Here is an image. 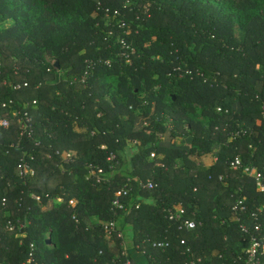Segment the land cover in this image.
Wrapping results in <instances>:
<instances>
[{
  "label": "trees",
  "instance_id": "obj_1",
  "mask_svg": "<svg viewBox=\"0 0 264 264\" xmlns=\"http://www.w3.org/2000/svg\"><path fill=\"white\" fill-rule=\"evenodd\" d=\"M260 1L0 0V119H10L0 127V264H22L31 242L35 264H135V252L149 264H244L232 208L243 198L246 218L264 192L230 163L239 156L264 183ZM24 112L31 139L21 134ZM164 117L173 134L193 132L186 148L159 143ZM212 153L205 168L192 159ZM22 158L35 170L26 181L16 173ZM147 180L153 188H141ZM180 208L201 225L179 228L169 214Z\"/></svg>",
  "mask_w": 264,
  "mask_h": 264
},
{
  "label": "built area",
  "instance_id": "obj_2",
  "mask_svg": "<svg viewBox=\"0 0 264 264\" xmlns=\"http://www.w3.org/2000/svg\"><path fill=\"white\" fill-rule=\"evenodd\" d=\"M101 9L104 11L106 16H110V9L108 8H102L100 4H98V10ZM115 15L117 14V11L115 10L113 12ZM113 14V15H114ZM120 28L125 29L124 33L128 34L129 30L126 28V24L124 22L120 23ZM111 34V33H110ZM119 43L121 44V55L125 58L126 63H130V54L128 52L129 45L124 41L123 38H119ZM185 74H191V71L187 70L185 71ZM5 83V82H4ZM27 84H14L12 86L13 90L18 91L21 90L22 87L26 86ZM2 106L7 110L9 113L11 119L15 117L18 114V111L16 110L13 101L8 100L6 103H3ZM217 112H222L221 107H217ZM9 118H1L0 119V127L3 129H7L9 127ZM19 124H20V130L21 134H26L28 138L33 137V124L32 120L29 117L27 112H24L21 117H19ZM234 136L237 135V132L233 133ZM8 153V151H6ZM154 155L152 154L151 157ZM115 156L111 154L108 158V160H112ZM230 167L232 170H240L242 169L243 173H245L247 176H250L254 178L256 182V188L259 192H264V183L263 178L259 175L257 169L255 167H251L249 165L242 166L241 159L239 156H236L234 160L230 163ZM86 168L88 170L87 176H93L96 178V182H99L103 179L102 170L101 169H95L91 164H87ZM16 173L19 179L26 181L30 178H32L35 175V170L31 166V164L26 161L25 159H21L20 163L18 164L16 168ZM139 185L141 188L151 189L153 188L152 182L149 180L143 182L139 181ZM127 189L124 188L120 192L116 193V198L112 201V206L118 209L122 208V204L119 201L120 195H126ZM30 197L33 200L39 201V197L35 194H31ZM55 202H61L60 198H55ZM53 201V202H54ZM49 201V205H50ZM70 204H74V202H71ZM244 200L243 198H239L235 201V204L233 206V211L239 215L236 214V218L238 222H241L239 227L241 232L243 233L245 237L246 247L244 249V257L242 258L244 264H264V219L260 220L261 216H264V206L255 208L253 211H251L248 215V217H242L241 211H244L242 213L245 214L244 210ZM184 214V210L180 208L177 212L169 214V219L171 221L179 222V228L183 227L186 229H195L197 226H200L201 223H195L192 220L184 219L182 218V215ZM74 218V217H73ZM75 222L77 223L78 220L76 218ZM246 222H244L243 220ZM14 225L8 221L6 223L5 230L13 231ZM22 227V226H21ZM104 228L110 233L115 231V223L113 221L107 222L104 225ZM25 234L16 235L17 237H24ZM118 237H123L122 234L119 232ZM183 244L184 242L181 241ZM156 247L163 248L168 246V242H157ZM190 251L189 249L187 250ZM35 255H36V246L33 242L29 244V252L26 260L22 264H35ZM200 261V260H197ZM123 264H132L129 260H126ZM183 264H194V260H190L189 262H185Z\"/></svg>",
  "mask_w": 264,
  "mask_h": 264
},
{
  "label": "crops",
  "instance_id": "obj_3",
  "mask_svg": "<svg viewBox=\"0 0 264 264\" xmlns=\"http://www.w3.org/2000/svg\"><path fill=\"white\" fill-rule=\"evenodd\" d=\"M236 107L238 105H235ZM143 119V118H140ZM137 127H141L142 121L138 120L136 123ZM163 125L166 127V131L163 133H157L159 138V143L162 146H178L186 148L192 141L193 132H184V133H172V130L175 129L174 123L168 117H164ZM132 146V143L129 145ZM211 155V156H210ZM208 156V157H207ZM207 156H202L201 158L194 156L192 159L196 160L197 164L201 165L202 168L208 167L214 160L213 153ZM131 259L135 264H149L146 256L143 252H135L131 254Z\"/></svg>",
  "mask_w": 264,
  "mask_h": 264
},
{
  "label": "rangeland",
  "instance_id": "obj_4",
  "mask_svg": "<svg viewBox=\"0 0 264 264\" xmlns=\"http://www.w3.org/2000/svg\"><path fill=\"white\" fill-rule=\"evenodd\" d=\"M210 1H217V0H210ZM260 11H261V14H262V16H264V1H260ZM239 34V37H238V39H242V36H243V34L240 32V33H238ZM47 60L49 61V63L50 62H54V59H52V58H50V57H48L47 58ZM207 156V155H206ZM211 156V155H210ZM208 157V156H207ZM69 161V160H68ZM17 237V236H16ZM45 237L50 241V234H49V231H47L46 233H45ZM51 242V241H50Z\"/></svg>",
  "mask_w": 264,
  "mask_h": 264
},
{
  "label": "water",
  "instance_id": "obj_5",
  "mask_svg": "<svg viewBox=\"0 0 264 264\" xmlns=\"http://www.w3.org/2000/svg\"><path fill=\"white\" fill-rule=\"evenodd\" d=\"M55 66L58 67V64L56 63Z\"/></svg>",
  "mask_w": 264,
  "mask_h": 264
}]
</instances>
